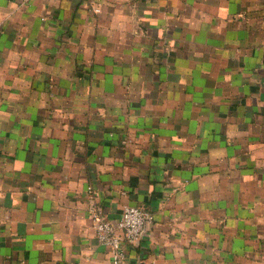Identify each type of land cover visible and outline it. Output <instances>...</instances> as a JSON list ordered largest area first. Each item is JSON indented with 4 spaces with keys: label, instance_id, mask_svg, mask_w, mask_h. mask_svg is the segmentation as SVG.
<instances>
[{
    "label": "crops",
    "instance_id": "obj_1",
    "mask_svg": "<svg viewBox=\"0 0 264 264\" xmlns=\"http://www.w3.org/2000/svg\"><path fill=\"white\" fill-rule=\"evenodd\" d=\"M130 205L125 264H264V0H0V264Z\"/></svg>",
    "mask_w": 264,
    "mask_h": 264
},
{
    "label": "built area",
    "instance_id": "obj_2",
    "mask_svg": "<svg viewBox=\"0 0 264 264\" xmlns=\"http://www.w3.org/2000/svg\"><path fill=\"white\" fill-rule=\"evenodd\" d=\"M95 236L110 255L111 264H125L124 245L137 243L143 236L151 214L139 206H124L117 224L98 209L90 212Z\"/></svg>",
    "mask_w": 264,
    "mask_h": 264
}]
</instances>
